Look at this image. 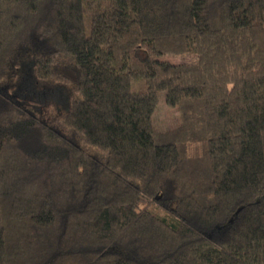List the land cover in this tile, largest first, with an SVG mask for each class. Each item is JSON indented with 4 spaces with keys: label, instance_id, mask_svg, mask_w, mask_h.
Returning <instances> with one entry per match:
<instances>
[{
    "label": "trees",
    "instance_id": "16d2710c",
    "mask_svg": "<svg viewBox=\"0 0 264 264\" xmlns=\"http://www.w3.org/2000/svg\"><path fill=\"white\" fill-rule=\"evenodd\" d=\"M0 264H264V0H0Z\"/></svg>",
    "mask_w": 264,
    "mask_h": 264
},
{
    "label": "rangeland",
    "instance_id": "374dc122",
    "mask_svg": "<svg viewBox=\"0 0 264 264\" xmlns=\"http://www.w3.org/2000/svg\"><path fill=\"white\" fill-rule=\"evenodd\" d=\"M185 57L176 58L175 61H179ZM172 59V58H171ZM26 78L18 84L17 90L23 92L22 95H30L34 98H40L44 105V115L49 119L53 114L63 112L62 108L65 103L69 100V92L67 93L65 88H56L50 90L42 87L40 84H34L35 82L32 77L25 75ZM145 89V86H142ZM40 91V93H39ZM65 91V92H64ZM21 95V96H22ZM66 100V102H65ZM153 125L161 130H168L180 126L181 120L177 108L170 106L166 100V93L161 92L159 94V102L157 109L152 117Z\"/></svg>",
    "mask_w": 264,
    "mask_h": 264
}]
</instances>
